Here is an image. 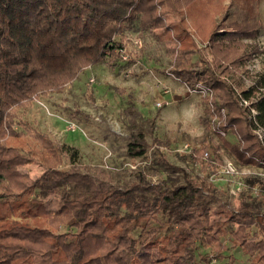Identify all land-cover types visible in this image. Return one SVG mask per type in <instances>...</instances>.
Here are the masks:
<instances>
[{
	"label": "trees",
	"instance_id": "1",
	"mask_svg": "<svg viewBox=\"0 0 264 264\" xmlns=\"http://www.w3.org/2000/svg\"><path fill=\"white\" fill-rule=\"evenodd\" d=\"M223 1L0 0V264H193L200 248L227 234L232 247L250 257L248 264H264V213L253 211L244 193L235 210L212 220L214 186L186 173L165 183L139 173L122 188L110 171L83 163L76 147L17 116V109L62 91L86 68L119 60L124 45L116 37L128 22L138 19L142 30L166 28L164 17L172 13L179 22L165 36L178 46L166 72L190 89L209 91L202 123L220 142L211 160L204 154L212 146L204 145L191 151L189 162L215 172L223 148L241 166L264 167V141L256 134L264 129V74L245 89L231 71L243 64L239 39L255 38L262 24L251 17L220 33L229 7ZM123 115L127 154L145 156L153 148L160 163L175 168L160 150L170 142L153 135V119L143 120L131 104ZM18 156L38 163L40 177L10 165ZM56 194L62 207L52 220L43 199Z\"/></svg>",
	"mask_w": 264,
	"mask_h": 264
},
{
	"label": "rangeland",
	"instance_id": "2",
	"mask_svg": "<svg viewBox=\"0 0 264 264\" xmlns=\"http://www.w3.org/2000/svg\"><path fill=\"white\" fill-rule=\"evenodd\" d=\"M223 5L229 7L220 33L231 31L234 24L251 17L262 24L255 38L239 39L238 58L243 64L237 68L238 73L231 70L236 82H242L243 88L248 89L258 75L264 74V0H224ZM164 19L166 28L154 30H142L138 19L128 22L123 33L116 37L126 48L127 61L119 59L112 65L105 59L86 68L62 91L17 109L18 119L51 134L61 144L76 147L83 163L110 171L114 183L122 188L136 182L139 173L154 183H165L170 177L186 173L214 186L216 202L211 208L212 220H222L227 211L235 210L242 193L253 211L264 213V167L241 166L223 148L217 150L221 164L215 172L212 168L204 171L189 162L191 151L204 145L212 146L208 150L211 160L220 142L216 132L202 123L203 98L207 93L199 85L190 89L166 72L172 62L170 51L178 43L168 39L165 32H173L179 16L170 13ZM197 46L204 49V43L198 42ZM157 102L161 105L156 106ZM243 103L248 105L244 100ZM129 104L143 120L153 119V135L170 142L169 149L160 150L175 168L160 163L153 156V148L145 156L133 158L127 154L128 122L123 110ZM251 114L253 118L256 112L252 110ZM143 126L148 127L145 122ZM256 134L264 141V129L258 128ZM225 137L236 141L231 133ZM146 139L151 142L150 136L146 135ZM10 165L32 179L39 178L44 171L35 161L21 156L12 159ZM62 198L56 194L43 199L50 219L59 218ZM254 240L255 237L248 242ZM197 253L193 264H225L230 257L234 258L233 264H248L250 260L241 248L232 247L230 234L222 237L219 244L200 248Z\"/></svg>",
	"mask_w": 264,
	"mask_h": 264
},
{
	"label": "built area",
	"instance_id": "3",
	"mask_svg": "<svg viewBox=\"0 0 264 264\" xmlns=\"http://www.w3.org/2000/svg\"><path fill=\"white\" fill-rule=\"evenodd\" d=\"M118 53H119V57H120V59H121L123 62H125V61L128 60V54H127V51H126V48H125V47H121V48H119ZM200 87H201V86H200ZM200 87H199V88H200ZM201 88H202V90L204 91V93H207V95H209V91H208L207 89H205L204 87H201ZM201 88H200V89H201ZM155 105H156V106H160L161 103H160V102H157ZM185 148H187V146H186ZM204 159H205V160H209V159H210V155H209L208 152H206V153L204 154Z\"/></svg>",
	"mask_w": 264,
	"mask_h": 264
}]
</instances>
